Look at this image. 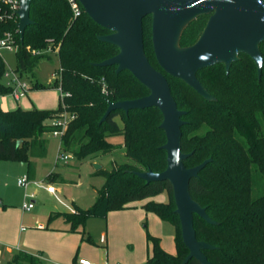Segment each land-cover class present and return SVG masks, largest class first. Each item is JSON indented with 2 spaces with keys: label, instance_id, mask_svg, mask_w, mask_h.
Segmentation results:
<instances>
[{
  "label": "trees",
  "instance_id": "trees-1",
  "mask_svg": "<svg viewBox=\"0 0 264 264\" xmlns=\"http://www.w3.org/2000/svg\"><path fill=\"white\" fill-rule=\"evenodd\" d=\"M29 16L32 23L25 28L22 42L15 34L18 47L14 70L29 82L32 79V87L60 83L70 95L56 109L0 107V160L20 161L27 175L33 177L35 163L31 158L46 156L45 134L53 130L50 121L64 111L71 119L60 137V151H70L78 160L111 152L115 148L108 137L120 134L125 156L143 169L116 162L110 169L99 168L95 174L104 182L96 189L92 205L85 209L75 206L73 212L51 213L49 220L62 216L70 230L76 231L90 217L105 218L111 210L146 200L142 205L146 211L173 224L175 253L163 249L159 237L146 233L149 253L145 264H182L188 249L181 238L171 184L167 180L146 182L136 174L147 169L160 172L166 167V151L161 147L166 138L159 126L161 112L156 107L127 113L115 109L100 121L108 102L139 98L149 90L129 71L116 73L114 65L97 64L119 50L98 39V35L109 31L95 23L84 9L73 17L66 0H32ZM208 16L199 15L186 25L180 36L181 46L197 40ZM150 17L145 16L142 23ZM16 25L13 21L0 24V34L15 31ZM259 48L263 58L260 78L254 61L244 53L228 71L223 63L198 70V80L214 100L205 99L180 79L165 74L177 107L186 112L182 116L181 150L189 155L184 165L192 167L211 159L189 181L191 197L216 222L207 223L193 215L196 238L213 246L203 250L211 264H264V186L257 193L253 189L256 175L264 185V41ZM51 53L58 59L60 78L44 85L37 81L34 70L42 59H51ZM145 54L161 70L152 51ZM4 68L0 65V95L11 89L3 83ZM161 193L169 197V202L151 199ZM7 264L42 262L37 255L21 250ZM185 264L201 263L192 257Z\"/></svg>",
  "mask_w": 264,
  "mask_h": 264
},
{
  "label": "water",
  "instance_id": "water-1",
  "mask_svg": "<svg viewBox=\"0 0 264 264\" xmlns=\"http://www.w3.org/2000/svg\"><path fill=\"white\" fill-rule=\"evenodd\" d=\"M86 14L109 32L98 39L117 46L118 53L97 64L116 66V73L129 71L149 93L145 96L110 101L101 117L120 109L156 107L162 114L160 128L165 134L166 167L160 172L150 169L136 174L146 182L167 180L172 186L175 212L178 215L181 238L188 249L182 261L190 258L201 264H211L204 249L213 246L196 238L193 215L207 223H216L204 207L189 192V181L211 160L186 167L183 160L189 153L181 150V127L186 113L177 107L166 75L180 79L207 100L215 98L197 78L198 70L223 63L226 71L239 58L247 54L255 63L260 78L263 58L259 48L264 41V0H79ZM32 0H20L18 10L19 37L22 42L25 28L32 23L29 16ZM202 14H209L197 40L181 46L180 36L186 25ZM151 16V39L155 59L161 70L148 60L143 44L142 19ZM97 170L101 167L93 163Z\"/></svg>",
  "mask_w": 264,
  "mask_h": 264
},
{
  "label": "rangeland",
  "instance_id": "rangeland-1",
  "mask_svg": "<svg viewBox=\"0 0 264 264\" xmlns=\"http://www.w3.org/2000/svg\"><path fill=\"white\" fill-rule=\"evenodd\" d=\"M142 27L143 44L144 49H146L144 51L148 53L152 51L154 54L151 39V17L143 21ZM46 52L49 53L51 50H47ZM5 58L8 66L15 67V53L5 52ZM57 68L58 59L51 53V59H42L36 66L34 70L35 78L42 84L49 85L51 84V75ZM32 82L33 80L31 79V89L28 96L21 98L18 102H15L7 94L0 95V107L4 110L12 106L22 109H24L23 107L56 109L59 103L62 104L61 92L57 86L35 88L32 87ZM65 114L69 113L65 112ZM262 129L264 131V123L262 124ZM45 136L49 139L48 152L44 158L37 160L35 180H42L43 171L49 168L57 169L61 173L62 181L59 180L61 176L55 172L49 173L48 179L44 178L43 181L55 186L60 200L47 192L46 189L34 184H29L26 188L18 185V179L27 174L26 167L17 160H0V201L5 204L9 203L10 209L8 210L12 213L13 218L20 222L19 225L24 231L34 229L35 219H43L46 214L48 216L47 219H49L51 213L54 215L55 212L65 210L67 205L72 204V201L79 208L85 209L90 207L95 197L94 188H100L104 180L102 176L95 174L94 162L100 164V168L104 169H110L113 162L133 164L143 169L125 156V147L121 148L123 137L120 134L108 137L115 148L111 152L105 154L98 153L96 156H89L83 160H78L70 151H60L61 144L59 137H55L51 133H47ZM58 150L61 154L67 155L65 160L57 159ZM263 186L262 179L256 175L253 182L254 192L257 193L259 190H262ZM32 192L34 193L33 198L27 196ZM32 199L34 200L33 208L29 211H24L21 208L22 203L30 202ZM151 199L169 202V197L165 193L158 194ZM172 199L174 200L173 196ZM145 201L132 202L134 206L125 208L127 211L111 210L105 218L90 217L84 225L79 226L76 231L67 233V237L59 240L56 244H83L81 247L78 246L76 248V251H78L77 257L91 261L94 260L95 255L99 257L100 261L104 260V254L106 255V252H108L106 256L108 257V264H144L147 252L146 244H148L146 233L159 237L160 244H162L164 249L169 248L175 251V228L173 224L160 219L153 212L146 211L142 207ZM22 216H25V219L21 222ZM110 216L111 221L109 222ZM67 225L62 216H54L48 223L47 230L50 231L51 227H64ZM107 227L115 231L114 238L110 240L106 230ZM101 233H107L106 242L99 241ZM43 236L39 235L37 238H34L36 244L49 243L50 240H46V236ZM22 237L23 235L18 236L16 234L13 238L6 240L0 238V264L8 259L5 253L3 256L1 255L2 252H6V249L9 247L14 250L18 248V244H23ZM105 244H112V246L108 245V247H105ZM83 252L88 255L83 254Z\"/></svg>",
  "mask_w": 264,
  "mask_h": 264
},
{
  "label": "crops",
  "instance_id": "crops-1",
  "mask_svg": "<svg viewBox=\"0 0 264 264\" xmlns=\"http://www.w3.org/2000/svg\"><path fill=\"white\" fill-rule=\"evenodd\" d=\"M27 96H28V94H27ZM15 102H18V101H15ZM23 108L24 109H31L30 107H23ZM12 109H15V106L14 107L12 106L11 108L6 109V110H12ZM40 109H45V108H40ZM48 142H49V139H48ZM122 147H123V145H121V148ZM47 152H48V144H47ZM58 152H59V150H58ZM42 158H44V157H42ZM42 158H31V160H33L35 163V170H34V175L32 178H30L26 174L30 179L35 180L36 171H37V160L42 159ZM22 165L25 166V164H23V163H22ZM52 172H55L61 176V173L59 171H57V169H55V168L50 169L49 168V169L43 171L41 181H43L44 178L48 179L47 178L48 174L52 173ZM59 180L60 181L63 180L62 176ZM103 182H104V180H103ZM96 189H98V188H96V187L94 188V190H95L94 200L96 198ZM56 192H57V189H56ZM57 196H58V194H57ZM59 199H60V197H59ZM23 203H22V205H23ZM2 205H4V206H2ZM8 205H9V203L5 204V203H2L0 201V238L6 240L9 238H13L16 234H18V236L23 235V237H22L23 238V244H21V245L18 244L17 245L18 248H16L17 250L16 249L14 250V249L9 247L6 249V252H2V254H1L2 256L4 255V253L8 256V257H6L8 259H6V261L2 264H7V262L11 259L10 256H12L14 253H16L18 251H21L22 248H23L22 251H27V252H30L34 255H37L39 257V259L41 260L42 264H69L71 261H73L75 258H77L78 251H76V248L78 246L81 247V245H83V244H56L59 240L63 239L64 237H67V235H68L67 233H69L71 231L70 225L68 223H67L68 225L64 226V227H51V229L49 231L47 229H48V223L50 222L51 219L50 220L47 219L48 216L46 214V215H44L43 219H35L34 220V224H35L34 229L24 231L22 229V227L19 225L20 222L18 220L14 219L12 216V213L10 212V210H8V209H10ZM22 205H21V208H22ZM75 206H77V205L74 203V201H72V204L67 205L65 210H60L59 212H64V211H70L71 212L72 209L75 208ZM130 206L133 207L134 203H131ZM24 211H27V210H24ZM120 211H127V209L120 210ZM112 215H114V214H112ZM23 219H25V216L21 217V219H20L21 222L23 221ZM110 221H111V216L109 218V222ZM39 225H42V227H39ZM106 230L108 233L109 240L114 238L115 231L113 229H111L110 227L109 228L107 227ZM107 233H101V236L99 239L100 242H102L101 237L104 238L103 242H106ZM42 234L46 236V240L47 239L50 240L48 244H36L34 238H37L39 235L43 236ZM108 245H110V247L112 246V244H105V247H108ZM146 245H147V252H146L145 261H146V258L148 256V253H149V244H146ZM161 246H162V244H161ZM162 248H163V246H162ZM165 250H167V252H169V253L170 252L175 253V251H173V249L165 248ZM83 254L88 255L84 252H83ZM107 255H108V252H106V255L104 254L105 259L102 261H100L99 257L95 255L94 260L92 259L93 260L92 262H94L95 264H108V262H107L108 257H106ZM111 264H113V263H111ZM144 264H145V262H144Z\"/></svg>",
  "mask_w": 264,
  "mask_h": 264
},
{
  "label": "built area",
  "instance_id": "built-area-1",
  "mask_svg": "<svg viewBox=\"0 0 264 264\" xmlns=\"http://www.w3.org/2000/svg\"><path fill=\"white\" fill-rule=\"evenodd\" d=\"M73 17H77L81 14L83 7L80 4L79 0H66ZM20 8V0H0V24L5 22H16L18 23V10ZM19 34V29L16 25L15 31H9L6 30L2 34H0V65H4V72H3V83L10 87V91L7 95L11 96L13 100L19 101L21 98L27 96V94L30 91V82L26 79L21 78L18 73L14 70V67L8 66L7 60L5 58V52H12L15 53L18 47L15 34ZM60 78V71L55 70L52 75L50 82H53L56 79ZM60 82V81H59ZM58 89L61 92V99L62 101L64 98L68 97L70 94L69 92L63 91L60 83L58 84ZM103 91H105V88H103ZM67 111H64L61 117L53 118L50 123L53 126V130L51 131V134L55 137H61L63 132L66 129L67 122L71 119L70 114H65ZM63 159L65 160L67 158V155L61 154L58 152L57 159ZM18 185L23 187H28L29 184H34L38 187H42L46 189L49 193L53 194L58 200L59 197L56 194V188L53 184L44 182V181H35L32 179H29L27 175L22 176L17 181ZM27 196L30 198L34 197V193H29ZM34 200L32 199L30 202H24L22 205V208L24 210L29 211L31 208H33ZM74 211V208L71 212ZM39 227H42V225H39ZM101 241H104V238L101 237ZM69 264H95L89 259H85L82 257H77L73 261H71ZM120 264V263H118Z\"/></svg>",
  "mask_w": 264,
  "mask_h": 264
}]
</instances>
